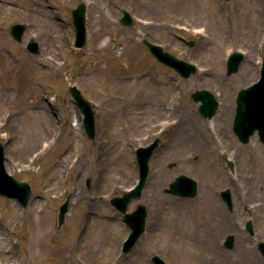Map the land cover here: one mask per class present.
I'll return each instance as SVG.
<instances>
[{"label":"rangeland","instance_id":"1","mask_svg":"<svg viewBox=\"0 0 264 264\" xmlns=\"http://www.w3.org/2000/svg\"><path fill=\"white\" fill-rule=\"evenodd\" d=\"M80 1L88 3V41L76 48L71 12ZM156 1L0 0V139L7 171L32 187L26 206L0 195V264H154V253L169 264H244L247 250L264 264L258 248L264 240V144L257 132L244 143L233 130L238 90L260 77L264 16L258 12H264V0H161L149 9ZM122 8L134 15L133 26L119 21ZM17 22L27 24L21 41L10 32ZM143 38L197 64L198 71L182 77L159 62ZM28 40L39 42V54L28 50ZM189 40L195 44L189 46ZM236 50L245 58L227 75L228 54ZM72 84L93 104L94 140L84 129ZM202 88L221 102L211 119L191 96ZM167 111L170 118L182 117L180 126L210 127V137L173 141L176 128L161 125ZM158 136L143 193L128 206L147 205L146 230L124 253L130 227L111 198L136 184V148ZM40 142L30 166L27 153ZM209 163H218L228 178L215 188ZM180 173L198 181L196 196L167 191ZM75 186L82 197L74 194ZM224 188L232 192V210L220 196ZM201 189L207 194L215 189L216 250L225 258L211 253L216 245L193 215ZM168 198L180 201L160 203ZM65 199L69 211L59 226L57 213ZM248 220L254 235L245 227ZM228 234L235 237L232 248L223 243Z\"/></svg>","mask_w":264,"mask_h":264},{"label":"water","instance_id":"2","mask_svg":"<svg viewBox=\"0 0 264 264\" xmlns=\"http://www.w3.org/2000/svg\"><path fill=\"white\" fill-rule=\"evenodd\" d=\"M124 15L120 18L125 25H132L133 19L130 13L123 9ZM73 20L76 26V42L75 45L82 47L86 44V5L80 3L73 11ZM25 30L24 24H15L12 27V33L18 39H21ZM143 42L149 47V50L161 61L170 66H174L183 76L188 77L192 72L196 71V66L190 62L176 57L168 51H165L161 45L150 42L144 39ZM29 47L34 52H39V46L36 41H31ZM243 55L234 53L228 60V73L238 70ZM71 93L74 96L77 104L84 112V125L88 135L91 138L95 136V115L90 102L85 99L77 86L70 87ZM196 100H202L199 109L205 116L212 117L218 106V101L214 95L206 89L197 90L193 92ZM234 129L243 142H248L250 135L258 129L260 139L264 142V62L262 68V77L260 81L253 86L243 88L239 91L237 97V108L235 115ZM160 138H156L148 146L140 147L137 152L138 163L140 167V181L133 190L126 192L123 196L112 198L113 204L124 212V218L131 226L132 231L129 238L124 243V251L128 252L134 246L140 235L145 230V223L147 217V207L143 203H139L135 210L127 211L128 203L133 197H140L142 189L146 183L149 173V159L151 158L154 149L159 145ZM5 154L4 146L0 142V194L8 197H16L23 202L24 205L28 204L31 187L28 183L22 182L10 175L5 168L4 164ZM169 192L180 194L183 196H195L197 193V181L185 174H180L170 184ZM223 199L226 201L230 209L233 208L232 194L230 189L221 191ZM69 208V200L66 199L60 206L58 211V224L59 226L65 220ZM248 229L252 232L253 226L249 221ZM225 245L233 247L234 235H227ZM259 248L264 255V241L259 242ZM152 261L155 264H167V262L158 254L152 256Z\"/></svg>","mask_w":264,"mask_h":264},{"label":"bare ground","instance_id":"3","mask_svg":"<svg viewBox=\"0 0 264 264\" xmlns=\"http://www.w3.org/2000/svg\"><path fill=\"white\" fill-rule=\"evenodd\" d=\"M258 13H259V16H264V12L259 11ZM167 108L169 110V107H167ZM190 110H192L191 112L193 114V108L192 107H190ZM160 119H167L168 120V121L163 122V124H165L164 129L176 128L175 131L178 133V135L172 136V140L175 142H182L185 137H188L191 140L198 135L210 137V135L208 134L210 127H207V128L204 127L202 129L195 130V127L191 124H185V125L180 126V123L182 122V117H180L179 119H177L175 121L171 120L169 111H167L166 114H162L160 116ZM45 135L48 136L49 134L45 133ZM42 141H43V139L41 140V142ZM197 141H199V140H197ZM41 142L37 146V148L33 149L34 143L30 146L32 150H31V152L27 153V156L25 159V161H28V160L30 161V164H29L30 166H31V164H33V162H35V160L38 158L39 155L37 154L34 157L33 156L30 157V156L32 155L33 151H35L36 149L39 148V146L41 145ZM30 147H28V148H30ZM28 148H26L25 151ZM237 152H238V149L235 151V153H237ZM233 157H234V153H232L230 155L231 159H233ZM14 165H19L20 171L24 170V167L21 168V163H19L18 161H16L14 163ZM207 166L210 167L209 170L207 171V175L212 180V182H213L212 186L214 188L216 186L222 184V183H225L228 180V178L225 175V171L223 170V168L218 163L217 164L209 163V164H207ZM115 176H116V179L119 178V175H115ZM164 184L165 183H162L158 186V188H157L158 193L160 192L161 186H163ZM73 191H74V194L76 196L82 197V194H83L82 189L75 186ZM198 199H199L200 207L193 210V215L195 218L200 219V222L198 225H200L203 228V231H205V233H206L205 237L209 238V236H210L212 244L216 245V247L212 248L211 253L214 252L213 254L215 257L223 256L225 258V256H226L225 253H223V255H222V254H219L220 252L216 250L218 248L217 247L218 241L215 238L214 230L217 227V221H218V217H217V215H218V200H217V196L215 193V189L210 190L208 192V194L206 193V191H204V189H201L200 194L198 196ZM179 201H180V199L168 198V199H162L160 201V203L161 204L162 203L173 204V203H175V202L177 203ZM43 220L44 219H42V224L44 222ZM243 263L244 264H262L261 261L259 259H257L256 256L252 255L250 250H247L245 252Z\"/></svg>","mask_w":264,"mask_h":264}]
</instances>
